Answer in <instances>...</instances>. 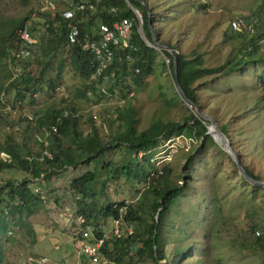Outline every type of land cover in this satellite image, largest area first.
I'll use <instances>...</instances> for the list:
<instances>
[{
    "label": "rangeland",
    "instance_id": "1",
    "mask_svg": "<svg viewBox=\"0 0 264 264\" xmlns=\"http://www.w3.org/2000/svg\"><path fill=\"white\" fill-rule=\"evenodd\" d=\"M260 1L144 0V3L152 12V32L154 30L153 35L158 41L168 45L173 52L179 51L185 55H190L193 49L202 52L205 63L213 65L224 59L230 46L228 39H222L229 20L236 17L245 22V16H249L251 11L264 15V8L258 6ZM51 3V6L44 7L42 0H0V50L6 46L1 35L22 16H26L22 23L29 26L35 38L41 34L42 30L31 29L33 19H40L44 14L38 12H51L63 6L60 0H51ZM137 31L144 39L139 26ZM237 43L238 40H235L231 45L232 52L238 55ZM65 48L67 45L42 55L38 53L37 46L32 47L37 57H33L27 66L32 75L26 78L20 102L13 103L17 95L14 87L7 85L1 89L4 96L0 99V160L8 161L10 158L3 151L7 136L12 139L18 134L30 137L24 140V144L32 146L29 153L33 156L44 149L50 150L51 137L45 135V121L50 111L63 108L70 110L67 114L75 115V129L83 138L91 134L92 126L95 127L105 149L94 155L95 158L88 157L87 161L78 159L74 166L56 169L46 178L41 175L32 177L28 185L40 188L44 200L26 217V225L13 227L9 233L12 240L3 243L8 264H98V259L89 263L84 258L79 260L74 233L79 230L77 209L81 202L77 201L79 197L71 190L69 180L95 168L96 177L90 184L93 193L84 202H91L94 206L90 212L95 214L97 211L98 221L105 234L114 226L118 227V233L130 231V223L121 220L118 224L113 223L110 216L101 215V210L110 201H133L137 196L136 189L146 185L152 177L148 174L144 181L133 174L126 177L121 173L118 164L123 159L129 162L132 158L150 172L153 166L160 170L161 164L167 162L169 182L184 186L181 194L166 210L159 226L167 255L159 262L170 264V254L176 248L185 249L186 252L178 264H259L262 254L251 249L241 251L237 248V242L246 235L244 230H248L250 222L258 224L260 215L264 216L261 207L264 204V190L258 191L254 198H249L248 182L238 176L235 163L222 149L215 135L216 142L210 133L206 134L211 141L208 138L201 140L202 136L183 131L169 135L162 142L159 138L152 148L153 154L148 163L142 158V151H134L125 142L113 140L115 134L130 125L125 116L132 112L137 119L132 125L137 131L151 121L162 124L170 120L184 124L189 113L196 115L189 101L185 102L175 89L171 68L166 64L168 59L162 51L165 49L156 50L152 72L141 85L134 86L122 98L117 88H106L107 80L96 83L94 91L86 90L83 94L84 85L80 74L72 62H68ZM259 48L264 52V38L259 41ZM2 54L0 84L4 85L9 68ZM60 62L62 69L56 78L55 71ZM254 71L255 68L246 66L240 72L199 79L201 81L207 77L195 88L199 103L196 106L218 125L226 127L233 150L240 153L241 161L259 176V180H264V100L260 98L262 90L255 81ZM50 84H54L52 88ZM129 104H132L130 110L115 109L116 106L121 108ZM6 105L8 108H4ZM202 121L207 123L204 119ZM191 122L189 117L186 123ZM209 125L207 123L206 126ZM70 130L67 134L60 133L59 138L63 145H70L71 150H74ZM187 155H190L188 161ZM98 164L101 166L98 167ZM139 169V166L136 167V170ZM24 174L26 172L22 167L0 166V182L8 178L20 179ZM215 193L220 198V215L212 220V196ZM28 226L32 228L33 235L27 230ZM201 247L204 248L203 254L200 253ZM40 255L45 256L38 262L33 261ZM101 264L115 263L104 260Z\"/></svg>",
    "mask_w": 264,
    "mask_h": 264
},
{
    "label": "trees",
    "instance_id": "2",
    "mask_svg": "<svg viewBox=\"0 0 264 264\" xmlns=\"http://www.w3.org/2000/svg\"><path fill=\"white\" fill-rule=\"evenodd\" d=\"M21 1L26 2V0ZM60 1L63 6L55 8L51 12L39 11V14L44 13L43 16L40 19H33L31 29L42 30L41 34L36 36V42L34 43L35 47L37 46L38 53L42 55L46 53L49 54L54 51L55 48L58 49V47L62 48L67 45L66 51L70 54V61L73 66L77 68L82 85H84L82 87L83 94L86 90L94 91V85L104 80L108 81L106 88L109 87L111 90L114 87L117 88L122 98H124L126 95L125 93H128L134 86L141 85L144 78L153 70L156 49L148 46L140 37L137 31V19L125 0H72L74 3H85L82 9L74 10V15L72 17L63 16L62 12L67 7V0ZM129 2L139 11L141 16V29L145 37L150 40L151 35L148 27V19H150L151 22L154 20L150 8H147L139 0H129ZM89 4H91V6H89ZM258 6L260 9L264 8V0H261ZM252 12L253 11H251L249 16H245V22L242 21L244 27L242 31H235L231 29L229 25L227 26L228 28L223 31L222 39H228L230 46L228 47L224 59L219 63L213 65L205 63L203 53L195 49L191 51L190 55L174 51L173 57L168 51L162 50L165 57L168 59L166 64L169 69L172 65V59L175 60L179 85L188 98L191 107L193 105L199 106L198 96L195 95V88L203 83L207 77L201 81L199 79L204 76H208V79H212L217 77V75L240 72V70L246 68V66L255 68V81L262 90L260 98L264 100V52L259 48V41L264 38V15ZM25 17L26 16H22L16 19L10 29L1 35L2 41L6 46L0 50V53H3L4 63L9 68V76L4 85L0 84V93L1 91L3 92L1 89L7 85L8 87H14L17 95L13 99V103L14 101H20L19 97L25 87L26 78L32 75L30 69H27V66L32 62L33 57H37V52L34 53L32 50V54L26 60L20 62L21 70L19 76L14 79H9L11 70L7 59L11 61L10 65L14 63V58L10 55V50L16 48L18 44L14 31L22 24ZM121 17H129L131 19V37L129 45L125 47H114L111 62L100 74L90 78V74L93 71L91 56L87 50L81 48L80 45L66 43L65 33L67 28L70 24L74 23L80 32L85 30L92 32L93 26H96L99 22L110 23L112 20L120 19ZM235 40H238V55L232 52L231 43ZM61 69L62 62H60L55 71L56 78L60 76ZM194 82L196 83L193 84ZM53 85L54 84H50L49 87L52 88ZM1 98L2 95L0 94V99ZM115 109L117 111L121 109L130 110L132 109V104L121 108L116 106ZM56 112L59 113L60 110L50 111L45 121V132L48 130L51 131L49 129L50 124L54 120L53 116ZM133 113L134 112L125 116L130 125L126 130L123 129L121 132L115 134L113 140L117 141V143L125 142L128 144V147L134 151H142V158L147 163L149 162L150 156L153 154L152 148L158 143L159 138L160 142H162L164 139L168 138L169 135L179 134L183 131L186 134H195L197 137L202 136L201 140L208 138L209 141H211L210 136L204 134L205 126L202 118L196 115L193 116V112L186 116L184 124L170 120L164 121L162 124H155V121H151L138 131L132 125L137 120L133 117ZM189 117H191L192 122L186 123ZM75 121V115L70 114L63 117L62 120L57 123L56 132H51V134H49L51 141H49L50 150L48 149V151L51 156L46 157L44 155L42 159L44 161L36 157L38 153L42 154L43 150L41 152H36L34 156L32 154L21 155L18 151H14L13 153L7 151L5 146L3 151L7 152L10 158L8 161L0 160V166L7 168L19 166L25 170L26 174L20 177V179L8 178L0 182V264H8L5 260V250L2 245L12 240V236L9 235L10 231L13 227L26 225V217L33 213L37 205L44 200L40 188L34 190L28 185L32 177L41 175L42 178H46L49 173H54L56 169L60 170L69 165L74 166L78 159L84 158V161H87L88 157L95 158L94 155H97L102 149H105V145L101 142L95 127L92 126L91 134L83 138L75 129ZM220 126L225 130L228 136L226 127L222 124H220ZM69 127L72 128V131ZM69 130L71 131L72 136L70 141L71 144L74 145V150H71L70 145H63L59 138L60 133L67 134ZM229 142L231 147L234 148L232 142L230 140ZM235 153L244 171L250 177L258 179L259 176L254 174L250 168L241 161L240 153L238 151H235ZM189 159L190 155H187V161ZM127 161L128 160L124 161L123 159L118 164L119 166H117L119 171L126 177L133 174L132 176L136 178L141 177L144 181L148 174L152 177L146 185L136 189L137 196L133 201H110L102 207V216H110L112 219H120L121 221L130 223L131 229L130 231H124L118 234H115L112 230L107 233L99 245V255L103 259V262L104 260H111L115 264H168L159 262L160 259L167 256L164 252L165 250L159 233V226L166 210L174 203L177 196L181 194L184 186L180 183L171 184L169 182L167 178L169 172L167 162L161 164L160 170L150 163V165L153 166V171L150 172V170L145 169V166L134 161V158L129 159V162ZM102 165H104V163ZM100 166L101 164H98V167ZM138 166L140 169L136 170ZM238 176L242 180H246L239 173ZM95 177V168L86 170L77 176H73L69 180V186L74 194H77V197H79L77 201L81 202L77 209L79 213L77 216L83 218V222L80 225L90 224L92 226V233L95 236H100L104 231L98 221L99 215L97 211L95 214L90 212L91 209L94 208L91 202H84L85 198L93 193L90 184ZM246 181L248 182V194L250 195V199L254 198L258 191L264 190V186L261 185V187L259 184L248 180ZM212 201V205L214 206L213 220L214 217L220 215V198L216 193L212 196ZM261 207L264 212V204ZM263 223L264 216L260 215L259 223L250 222L248 230H244L246 235L241 237L237 242V248L241 251H248L249 249L255 252L259 251L262 254L259 264H264V241L259 234H255L254 230L258 229L264 232ZM27 230L33 235V230L30 226L27 227ZM33 240L34 238L31 237V241ZM184 252L185 249H173L169 257L172 261L170 264H178L179 259L186 253ZM203 252L204 248L201 247L200 253L203 254ZM43 256L45 255H40L34 258L33 261L36 262ZM79 258V260H83V258L86 259L81 253H79ZM86 260L88 261L86 263H89V260ZM103 262L98 261V264Z\"/></svg>",
    "mask_w": 264,
    "mask_h": 264
},
{
    "label": "built area",
    "instance_id": "3",
    "mask_svg": "<svg viewBox=\"0 0 264 264\" xmlns=\"http://www.w3.org/2000/svg\"><path fill=\"white\" fill-rule=\"evenodd\" d=\"M43 6H51V0H42ZM84 2H73L67 0V7L62 12L65 17H72L75 9H82ZM91 6V4H89ZM138 21V18L136 16ZM229 27L235 31H242L244 29L242 21L239 18H232L229 20ZM14 34L18 40L16 48L10 50V55L14 58V63L10 65L11 61L7 59L10 66L11 75L9 79H14L19 76L21 66L20 62L26 60L32 54V47L36 42V38L33 36L29 26L26 23L20 24L14 31ZM131 37V19L129 17H121L120 19H114L110 23L99 22L96 26H93V31L80 32L78 27L72 23L66 30L65 41L67 44H78L81 48L87 50L91 56V65L93 71L90 74V78L95 77L104 70L111 62L114 47L116 46H128ZM2 96L4 93L1 91ZM20 102V101H16ZM4 108H8L6 105ZM69 109L63 108L59 113L54 114V120L51 122V131L45 132V135H49L51 132H56V124L62 120L63 117L70 115L67 114ZM29 116V115H28ZM30 117V116H29ZM55 124H52V123ZM50 157L51 154L48 150H43L42 154H38L36 157L41 158L43 156ZM38 190V188H33ZM78 217L79 230L74 234V242L77 245L79 253L83 254L90 262L96 261L103 262V259L99 255V245L103 241L106 234L102 233L100 236H95L92 233L89 224L81 226L83 218ZM113 223H119L120 219H112ZM119 226V225H118ZM115 234H118V227L111 228ZM255 234H259L264 241V232L260 230H254ZM38 262V260L36 261ZM42 264L41 262H38Z\"/></svg>",
    "mask_w": 264,
    "mask_h": 264
},
{
    "label": "water",
    "instance_id": "4",
    "mask_svg": "<svg viewBox=\"0 0 264 264\" xmlns=\"http://www.w3.org/2000/svg\"><path fill=\"white\" fill-rule=\"evenodd\" d=\"M139 1L142 2L145 5L144 0H139ZM125 2L131 8V10L133 11V13L137 16V18H138L137 26H139V30H140V33L142 35L143 34V31L141 29V16H140L139 11L129 2V0H125ZM148 27H149V30H150L151 37H150V40H146L145 37H144V39L142 38L144 40V42L148 46H151V47L155 48L156 50H159V51H161L162 49L167 50L172 55V57H173L174 52L170 49V47L168 45H166V44L158 41L156 39V37H154L153 32H152V27H151V21H150V19H148ZM171 75H172V78H173V82H174L175 89L179 92V94L184 99V101L185 102H188V98L185 96V94L181 90V87H180L179 82H178V79H177L176 65H175V60L174 59H172ZM190 106H191V104H190ZM192 110L194 111V113L196 115H198L199 117H201L202 119H204L205 121H207V123L213 124L214 126H216L220 130L221 137L223 139V141H221L222 142L221 147H222L223 150H225L229 154V156L231 157V159L235 163V166L237 168L238 173L241 176H243L246 180L264 186V180L254 179V178L250 177L244 171L243 167L240 164L239 158L237 157V154L235 153V151L233 150V148L230 145V142H229V140L227 138V135L225 134L224 129L220 125H218L216 123V121L212 117H210L207 114H204V113L200 112L198 110V108H197L196 105H193ZM207 123L204 124V126H205L204 134L208 133L207 130H206Z\"/></svg>",
    "mask_w": 264,
    "mask_h": 264
},
{
    "label": "crops",
    "instance_id": "5",
    "mask_svg": "<svg viewBox=\"0 0 264 264\" xmlns=\"http://www.w3.org/2000/svg\"><path fill=\"white\" fill-rule=\"evenodd\" d=\"M66 49V48H65ZM67 56V60L68 62L70 61V54L68 52ZM72 69L74 70V68L72 67ZM38 126V124H36ZM30 139V137H28L27 135L24 134H18V136H14V138L12 139L11 136H7V142L5 143L6 146V150L10 151V152H14V151H18L19 154L22 153L21 155L24 154H30L29 153V149L32 148L31 145H26L24 144V140L26 141V139ZM17 144V145H16ZM20 147H22L20 149Z\"/></svg>",
    "mask_w": 264,
    "mask_h": 264
},
{
    "label": "bare ground",
    "instance_id": "6",
    "mask_svg": "<svg viewBox=\"0 0 264 264\" xmlns=\"http://www.w3.org/2000/svg\"><path fill=\"white\" fill-rule=\"evenodd\" d=\"M209 126H210V127H209ZM209 126H207V132L210 133V134L212 135V137H213V135H215L216 138L220 141V144L222 145V142H221V141H223V139H222V137H221L220 130H219L216 126H214L213 124H211V123H210ZM209 128H210V129H209ZM213 139H214V141L216 142V140H215L214 137H213ZM217 144H218V143H217Z\"/></svg>",
    "mask_w": 264,
    "mask_h": 264
}]
</instances>
